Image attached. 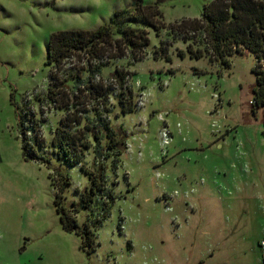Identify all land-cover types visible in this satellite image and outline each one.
<instances>
[{"label": "rangeland", "instance_id": "rangeland-1", "mask_svg": "<svg viewBox=\"0 0 264 264\" xmlns=\"http://www.w3.org/2000/svg\"><path fill=\"white\" fill-rule=\"evenodd\" d=\"M136 1L0 0V264H264V124L251 104L255 56H233L227 68L208 55L192 57L188 43L168 30L170 23L200 17L212 0H142L159 4L160 35L144 23L129 24L149 34L143 58L109 59L95 77L106 85L114 83L116 68L128 71L135 110L122 112V91L113 85L109 113L91 111L72 130L86 124L122 129L126 147L118 155L107 149L106 132L98 141L87 131L92 147L83 163L88 171L103 163L106 192L74 211L90 179L53 154L65 111L48 95V42L58 31L94 30ZM163 43L172 44L170 61L156 54ZM77 65L68 62L65 86L54 90L72 95ZM26 113L41 136L25 120L27 139H42L44 146L34 147L49 162L23 154L18 119ZM58 173L70 177L63 205L92 228L93 251L61 225Z\"/></svg>", "mask_w": 264, "mask_h": 264}, {"label": "trees", "instance_id": "trees-1", "mask_svg": "<svg viewBox=\"0 0 264 264\" xmlns=\"http://www.w3.org/2000/svg\"><path fill=\"white\" fill-rule=\"evenodd\" d=\"M162 17L163 13L158 3L144 5L142 0H137L132 8L115 11L109 22L94 30H62L53 33L49 39L46 61L52 69L49 73L48 95L56 106L65 111L52 139L53 154L63 163L80 166L90 179L89 187L81 193V204L74 208L75 212H79L82 208H89L97 191L106 192L103 163L98 162L96 169L90 171L83 163L85 151L92 147V143L86 138L87 131L94 132V138L98 141L106 132V137L110 139L107 149L117 150L118 155L122 153V148L126 147L128 135L125 130L111 129L104 124L99 126L86 124L84 131H72L73 128L82 124L86 115L91 111L95 114L103 113L102 111L109 113L108 94L114 88L113 85L122 91L120 102L123 113L133 112L136 106L133 101V89L127 82L128 71L116 68L114 83L106 85L100 80L97 81L95 77L109 63V59L123 58L131 54L135 60H141L150 44L149 34L144 30H136L129 24L144 23L160 35L159 20ZM168 30L175 38L188 43L187 53L192 57L200 59L208 55L214 61H220L227 68L231 66L233 56L252 53L256 59V65L253 68L256 83L253 87L252 111L254 114L262 111L264 124V0H212L204 5L200 17L183 18L170 23ZM198 44H202L203 48ZM170 46H172L171 43L161 44L156 54L164 55L163 57L170 61V56L167 55ZM178 54L185 57L182 50ZM68 62L73 66L74 64L79 65L74 68L77 69L74 75L75 91L72 90V95L69 96L64 91H57L53 88L59 89L65 86L61 77ZM84 72L89 74L86 80L82 76ZM25 120L33 125V132L36 130L34 137L41 138L38 136L39 129L34 126L38 124L37 120L29 115L23 119L20 114L18 124L24 135L23 154L25 158L49 162L47 157L39 154L34 147V145L43 147L42 139L41 142L27 139L29 125ZM103 155L104 153H101L99 158ZM55 182L59 186V193L55 200L56 210L60 215L63 229L80 235L83 239V246L90 247V251H93L96 238L92 228L89 224H79L73 212L63 205V194L66 186L70 184V177L58 173ZM106 196L108 201H114L116 198L109 192Z\"/></svg>", "mask_w": 264, "mask_h": 264}, {"label": "built area", "instance_id": "built-area-1", "mask_svg": "<svg viewBox=\"0 0 264 264\" xmlns=\"http://www.w3.org/2000/svg\"><path fill=\"white\" fill-rule=\"evenodd\" d=\"M259 246H260V249H261L262 253L264 254V239H262V240L259 242Z\"/></svg>", "mask_w": 264, "mask_h": 264}]
</instances>
